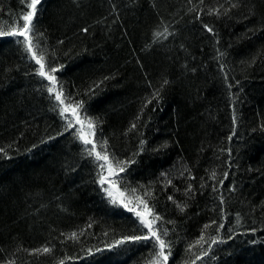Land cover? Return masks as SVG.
I'll return each instance as SVG.
<instances>
[{
  "label": "trees",
  "instance_id": "obj_1",
  "mask_svg": "<svg viewBox=\"0 0 264 264\" xmlns=\"http://www.w3.org/2000/svg\"><path fill=\"white\" fill-rule=\"evenodd\" d=\"M30 2L0 0V31L18 30ZM37 8L34 51L46 72L63 66L50 74L65 105L83 101L82 123L66 131L23 37H0V264H152L151 241L107 247L141 234L120 201L161 218L167 264H264V0ZM76 129L125 162L110 177L119 206Z\"/></svg>",
  "mask_w": 264,
  "mask_h": 264
},
{
  "label": "snow or ice",
  "instance_id": "obj_2",
  "mask_svg": "<svg viewBox=\"0 0 264 264\" xmlns=\"http://www.w3.org/2000/svg\"><path fill=\"white\" fill-rule=\"evenodd\" d=\"M41 4V0H31V2L28 4V8L30 11H26V14L21 17L23 20V24L20 26L18 30H13V31H0V37L3 36H15V37H23L22 40H18L17 42L24 44L25 52L26 53H31V58L35 60L36 64L39 65V69L37 70V74L40 77L45 78L51 83L50 87H47V92L49 94L56 93L55 95V100L59 101V104L56 106L59 108V115L61 116L62 119L66 121L65 124V129L66 131L73 129L74 123L75 124H80L82 123L81 115H80V110L84 108L83 101H77L75 104L69 103L65 105V99H70V97H62L64 96L63 90H62V85H61V90L57 91V84L58 80L57 77L53 74L50 73H56L62 69L63 66L60 67H53L50 69V72H46L45 65L43 61L45 60V57L43 53L37 57L36 51L34 49L37 47V45L33 41V37L35 35V25L33 23L34 18L37 16L38 13V8L37 6ZM207 28V26H205ZM209 32L212 31L211 28H207ZM86 31V29H85ZM98 87V85H97ZM91 91V90H90ZM151 101H149L150 103ZM71 110L72 116L75 117V121H73L71 118L66 117L65 113L69 112ZM84 120L88 122V126L90 129L93 130L92 134L94 135V129L96 127L95 121L86 115L83 117ZM133 128L135 127V124L132 126ZM77 138L83 142L85 145L84 151L87 156L89 157H95V162L97 163V167L99 168L98 172V184L101 186L103 192L107 195L109 198V203L119 206L117 199L113 196L112 188L115 187L116 181H113L110 179V177L114 175H118L115 171L116 168H118L119 172H125V162L123 161H117L115 168L112 166V162L109 160V155L107 153V141H104L101 145V149L104 152L103 155H101V152H98L96 150V144L94 141L91 139L86 138L83 134L80 133V129H76ZM231 139V137H229ZM91 144L92 147L88 148L87 145ZM0 151H3L0 149ZM100 161H105L107 162V171H108V176L106 177L104 175V170H105V164L99 163ZM134 161H129L128 163H132ZM213 178H215V173L212 174ZM227 176V173H225V177ZM109 184V187H103L105 183ZM171 183V181H169ZM215 191V189H213ZM135 191V190H133ZM188 191H191V186H189ZM121 196H123V192L120 193ZM146 196H151V193H145ZM139 199V198H138ZM169 199H172L169 197ZM120 204H123V207L127 209V211L132 212L135 214V216L139 220V230L141 231L140 235H131V236H125L121 240H117L114 242L113 245H109L107 247L113 248V247H119L123 246L126 242H141V241H151L152 242V247L156 249L158 247V251H156V255L154 260L152 261V264H167V261L169 260V256L171 254V243L165 241L162 237L167 236V230H164L162 233H159L157 229H155L154 225L156 223V220L161 219L159 216H156L154 219L149 220L147 218V214L145 212L137 211L135 207H129L127 203H124L123 201L119 202ZM141 203L144 205L145 209H148L147 201L146 200H141ZM181 211H183V208H181ZM148 214H151V210L148 209ZM215 223V221H213ZM205 229L210 227V225H205ZM219 227H223V225H219ZM148 229L147 234L143 233V229ZM75 236V233H73V237ZM201 239H203V236H201ZM213 243H217L215 239L212 241ZM196 243H200L198 240ZM167 249V251H166ZM40 251V250H37ZM43 252L47 253L50 251L48 248H44L42 250ZM97 251H100L98 249ZM207 255V253H205ZM197 259H200V257H197Z\"/></svg>",
  "mask_w": 264,
  "mask_h": 264
},
{
  "label": "rangeland",
  "instance_id": "obj_3",
  "mask_svg": "<svg viewBox=\"0 0 264 264\" xmlns=\"http://www.w3.org/2000/svg\"><path fill=\"white\" fill-rule=\"evenodd\" d=\"M119 198H122L121 196H119Z\"/></svg>",
  "mask_w": 264,
  "mask_h": 264
}]
</instances>
